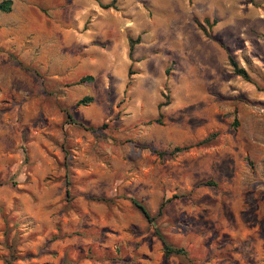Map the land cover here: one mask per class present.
Instances as JSON below:
<instances>
[{
    "label": "rangeland",
    "instance_id": "1",
    "mask_svg": "<svg viewBox=\"0 0 264 264\" xmlns=\"http://www.w3.org/2000/svg\"><path fill=\"white\" fill-rule=\"evenodd\" d=\"M0 264H264V0L0 11Z\"/></svg>",
    "mask_w": 264,
    "mask_h": 264
},
{
    "label": "trees",
    "instance_id": "2",
    "mask_svg": "<svg viewBox=\"0 0 264 264\" xmlns=\"http://www.w3.org/2000/svg\"><path fill=\"white\" fill-rule=\"evenodd\" d=\"M11 5H12V0H2L0 2V11L2 12H9L11 10ZM112 5L107 3V4H101V7L103 8H109L111 7ZM204 22L208 25V26H211L213 24V22H210L209 18H204ZM197 24L204 30L206 31V29L203 27L202 23L197 21ZM136 43V40H133L132 38H129V56L132 55V51H133V47ZM228 59H229V62L233 68V72L237 75H240L243 79L247 80V81H250V77L247 73V71L243 68V67H240L237 62L234 60V58L232 57V55L229 53L228 54ZM129 74L131 73L130 71L128 72ZM93 80V76L92 75H84V76H81L77 83H82V82H89V81H92ZM92 100V98L90 96H83L82 98H80L79 100H77L76 102V106H80V105H86L87 103H89L90 101ZM163 105L162 103L159 104V106ZM69 118H71L72 122H77L75 119L72 118V116L69 114L68 115ZM153 121L155 122H159V119H154ZM79 123V122H78ZM81 124V123H79ZM215 136V133H212L210 135H208L207 137L203 138L201 141H199L197 144H204V143H207L209 142L213 137ZM191 145H185V146H175L169 153L170 154H175V153H178V152H181V151H184L186 149H188ZM166 152H160L159 154H165ZM205 184H214L212 183L211 181H208L207 183ZM134 204L138 207V209L141 211V213L143 214V216L146 218V220L152 222L154 220V216H152L150 214V212L147 210V208L141 204V203H138L137 201H133ZM164 204L165 202L162 201L160 206H159V209H158V215L161 214L162 212V209L164 207ZM159 235V238L160 240L162 241V244H163V250H164V256L165 257H168L172 254H179V255H182L185 253V250L181 247H175V246H172L170 245L165 237L163 235H161L160 233H158Z\"/></svg>",
    "mask_w": 264,
    "mask_h": 264
}]
</instances>
